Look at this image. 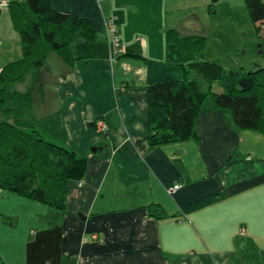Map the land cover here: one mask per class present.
Listing matches in <instances>:
<instances>
[{
	"label": "crops",
	"instance_id": "crops-1",
	"mask_svg": "<svg viewBox=\"0 0 264 264\" xmlns=\"http://www.w3.org/2000/svg\"><path fill=\"white\" fill-rule=\"evenodd\" d=\"M50 4L92 24L93 56L70 69L48 54L33 97L35 129L86 158V173L68 183L64 211L0 190V264H264L262 134L237 129L229 112L206 98L195 137L146 149L147 89L181 80L167 47L185 39L179 54L191 56L197 25L170 23L162 0ZM111 17L125 46L115 65L105 33ZM21 56L19 35L2 11L0 70ZM26 75L14 84L25 85ZM190 79L200 91L208 87ZM98 118L107 132L93 128ZM173 185L180 187L168 194Z\"/></svg>",
	"mask_w": 264,
	"mask_h": 264
},
{
	"label": "trees",
	"instance_id": "trees-1",
	"mask_svg": "<svg viewBox=\"0 0 264 264\" xmlns=\"http://www.w3.org/2000/svg\"><path fill=\"white\" fill-rule=\"evenodd\" d=\"M244 2L258 33V24L264 22V2ZM8 12L21 41L22 56L0 71V190L64 211L68 183L84 178L87 161L37 132L33 97L41 90L40 71L48 54L57 53L71 69L76 60L93 56L95 32L88 20L55 11L50 0L9 3ZM201 39L191 41V56L180 57L185 39L179 46L168 45L170 63L181 67L184 74L181 80L161 79L148 87L146 149L195 137L196 119L208 96L214 108L229 112L237 129L264 136V76L253 89L250 86L264 69L242 76L236 70L226 73L216 62L196 61L193 56ZM31 67L36 69L31 86L25 92L13 91L7 99L8 85L23 82ZM188 71L203 77L208 83L206 92L200 91ZM213 84L221 92H213Z\"/></svg>",
	"mask_w": 264,
	"mask_h": 264
},
{
	"label": "rangeland",
	"instance_id": "rangeland-1",
	"mask_svg": "<svg viewBox=\"0 0 264 264\" xmlns=\"http://www.w3.org/2000/svg\"><path fill=\"white\" fill-rule=\"evenodd\" d=\"M162 3L168 5L166 19L170 23L174 24L178 21L177 24L181 23L184 27L186 21L191 20L197 25L194 30L199 37H194L193 40L202 39L198 44V53L195 54L203 61L216 62L226 73L229 70H236L242 76L245 72L264 69V22L258 24L257 33L250 21L244 0H162ZM174 34L178 37V34ZM170 69L177 71V74L181 73L180 79L183 78L181 67L175 66ZM31 71L32 69L26 73L25 85H8L7 99L13 91L23 92L26 86L31 85ZM169 76L173 78L172 75ZM194 76L203 81L202 76L196 72L190 74V78ZM262 76L264 72L258 74L257 78H252L250 81L252 89ZM207 90L208 87L201 84V91ZM211 90L216 93L221 92L218 84H213ZM206 103L211 104L210 96L207 97Z\"/></svg>",
	"mask_w": 264,
	"mask_h": 264
},
{
	"label": "built area",
	"instance_id": "built-area-1",
	"mask_svg": "<svg viewBox=\"0 0 264 264\" xmlns=\"http://www.w3.org/2000/svg\"><path fill=\"white\" fill-rule=\"evenodd\" d=\"M9 2L6 0H0V12L8 11ZM105 33L106 40L109 47V61L112 65H115L120 57L125 54V46L121 42V39L117 32V27L115 24V18L111 17L105 23ZM1 71V70H0ZM93 128L99 132H107L108 125L104 121L103 118L96 119L93 124ZM179 185H173L167 188L168 194H173L175 191L179 189ZM243 232V231H242Z\"/></svg>",
	"mask_w": 264,
	"mask_h": 264
},
{
	"label": "water",
	"instance_id": "water-1",
	"mask_svg": "<svg viewBox=\"0 0 264 264\" xmlns=\"http://www.w3.org/2000/svg\"><path fill=\"white\" fill-rule=\"evenodd\" d=\"M93 151H95L96 149H92Z\"/></svg>",
	"mask_w": 264,
	"mask_h": 264
}]
</instances>
